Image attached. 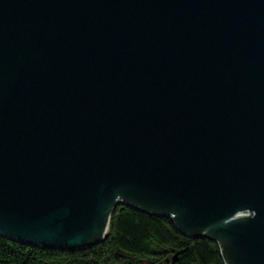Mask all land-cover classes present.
Wrapping results in <instances>:
<instances>
[{
    "label": "water",
    "instance_id": "95a60500",
    "mask_svg": "<svg viewBox=\"0 0 264 264\" xmlns=\"http://www.w3.org/2000/svg\"><path fill=\"white\" fill-rule=\"evenodd\" d=\"M119 205L264 264V0H0V236L89 249Z\"/></svg>",
    "mask_w": 264,
    "mask_h": 264
},
{
    "label": "trees",
    "instance_id": "16d2710c",
    "mask_svg": "<svg viewBox=\"0 0 264 264\" xmlns=\"http://www.w3.org/2000/svg\"><path fill=\"white\" fill-rule=\"evenodd\" d=\"M0 264H225L219 246L208 238L182 235L167 218L119 205L108 235L80 251L42 249L0 236Z\"/></svg>",
    "mask_w": 264,
    "mask_h": 264
},
{
    "label": "bare ground",
    "instance_id": "6f19581e",
    "mask_svg": "<svg viewBox=\"0 0 264 264\" xmlns=\"http://www.w3.org/2000/svg\"><path fill=\"white\" fill-rule=\"evenodd\" d=\"M242 216H245L243 213H241ZM219 241V240H218ZM220 242V241H219ZM221 244V243H220ZM222 246V245H221Z\"/></svg>",
    "mask_w": 264,
    "mask_h": 264
}]
</instances>
